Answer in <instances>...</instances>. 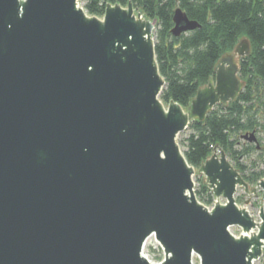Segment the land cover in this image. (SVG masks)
<instances>
[{
  "label": "water",
  "instance_id": "1",
  "mask_svg": "<svg viewBox=\"0 0 264 264\" xmlns=\"http://www.w3.org/2000/svg\"><path fill=\"white\" fill-rule=\"evenodd\" d=\"M173 23L174 36L199 26L180 8ZM154 29L131 1L98 17L79 0H0V264H153L143 253L152 236L158 264L263 254L264 209L257 221L234 197L256 189L223 150L196 169L178 142L190 121L237 98L249 40L184 109L160 99ZM196 172L224 203L198 200ZM256 186L264 200V177Z\"/></svg>",
  "mask_w": 264,
  "mask_h": 264
},
{
  "label": "trees",
  "instance_id": "2",
  "mask_svg": "<svg viewBox=\"0 0 264 264\" xmlns=\"http://www.w3.org/2000/svg\"><path fill=\"white\" fill-rule=\"evenodd\" d=\"M133 8L155 21L154 47L159 72L166 84L160 99H170L184 109L197 89L214 75L221 56L232 52L242 38L250 43V54L240 58L243 87L227 105L216 104L202 121L192 120L180 133L179 144L194 167L205 161L213 149L223 150L232 165L250 184L264 177L258 163H264V0H82L89 15L101 16L106 4ZM180 8L194 30L174 36V11ZM254 133L257 142L243 139ZM196 197L212 204L214 196L204 178L197 174Z\"/></svg>",
  "mask_w": 264,
  "mask_h": 264
},
{
  "label": "rangeland",
  "instance_id": "3",
  "mask_svg": "<svg viewBox=\"0 0 264 264\" xmlns=\"http://www.w3.org/2000/svg\"><path fill=\"white\" fill-rule=\"evenodd\" d=\"M79 2H80V5L83 6L82 0H79ZM135 12H138V11L135 10ZM101 16H98V17H101ZM153 36H154V32H153ZM230 53H233V51ZM239 60H240V58L236 57V61L239 62ZM180 139H181V136L179 135L178 136V142ZM181 149L183 151L182 146H181ZM195 168L197 169V167H195ZM258 169L264 170V163L263 162L258 163ZM197 174H200V173L196 172V174L193 177L194 191L196 189V186L198 185V182L196 180ZM200 176L205 179V177L202 174H200ZM253 188L256 189L255 194L251 193V192L245 193L243 187H237V190H236L234 197H235V200H236V203L238 204V206L246 208L248 210V212L252 216H254V218L258 221L259 220L258 214L260 211V207L262 206V208L264 209V200L263 199L261 200V198H262L261 188L257 187L255 183L249 185V189H253ZM215 201H218L220 203H224L225 199L223 197H219L218 199L214 198V202L212 204H204V203L203 204L206 205L207 207H212L213 204L215 203ZM229 230L235 236H238L241 233V229L238 226H231ZM144 254H146L148 256V258L154 262H156L159 259V252L154 248L152 241H149L148 244L146 245L145 250H144ZM193 262H194V264H198V259L196 256L193 257ZM253 264H264V251H263V254L261 255V257L259 259H257L256 261H254Z\"/></svg>",
  "mask_w": 264,
  "mask_h": 264
},
{
  "label": "built area",
  "instance_id": "4",
  "mask_svg": "<svg viewBox=\"0 0 264 264\" xmlns=\"http://www.w3.org/2000/svg\"><path fill=\"white\" fill-rule=\"evenodd\" d=\"M149 241H152L154 248L159 252V259H158L156 262H154V261L150 260L146 254H145V256H146V257L150 260V262H152L153 264H158V263L161 261L162 257H163V251H162L161 246H160L159 243L154 239L153 236L150 237V238H148L147 241L145 242L144 247H143V253H144L145 247H146V245L148 244Z\"/></svg>",
  "mask_w": 264,
  "mask_h": 264
}]
</instances>
